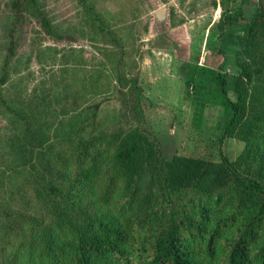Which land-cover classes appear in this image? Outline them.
Masks as SVG:
<instances>
[{
	"label": "trees",
	"instance_id": "16d2710c",
	"mask_svg": "<svg viewBox=\"0 0 264 264\" xmlns=\"http://www.w3.org/2000/svg\"><path fill=\"white\" fill-rule=\"evenodd\" d=\"M250 2L256 9L234 54L236 74L222 65H181L193 126L201 129L207 105L223 109L218 160L163 158L139 118L144 89L137 74L125 78L118 51L113 88L100 83L102 68L80 73L94 87L79 85L76 67L87 63L71 46L51 73L52 88L33 95L24 112L9 106L19 128L9 139L13 166H0V264H264V0H212L222 8L221 33L245 19ZM11 8L16 22L29 12L45 34L65 37L39 0H12ZM94 8L86 7L93 22ZM184 21L171 17V26ZM113 39L102 42L123 46ZM89 92L123 94L138 122L119 124L113 115L119 125L110 130L102 111L111 96L81 103ZM57 107L54 119L38 122L37 114L50 117ZM227 138L244 143L236 157L222 151Z\"/></svg>",
	"mask_w": 264,
	"mask_h": 264
},
{
	"label": "rangeland",
	"instance_id": "374dc122",
	"mask_svg": "<svg viewBox=\"0 0 264 264\" xmlns=\"http://www.w3.org/2000/svg\"><path fill=\"white\" fill-rule=\"evenodd\" d=\"M11 1L0 0L1 167L13 166L9 139L19 128L10 107L24 112L33 95L41 92L43 88L45 91L52 88L49 87L51 73L60 68L61 54L67 48L72 46L81 49L77 52L80 55L79 60L83 58L87 64L77 65L76 80L79 85L82 82L88 83L87 88L90 89L94 87L91 85L94 80L79 79L84 69L94 73V68H102L105 75L99 77L100 83L104 84L103 88L107 87V83L113 88V85L117 84L111 71L112 65L118 64L115 58L121 54L123 62L120 61L119 65H122L126 72L124 76L128 80L138 73L141 56L147 51L155 50H159V53H167L165 61L162 59V62L172 69L181 66L184 60H189L190 57L193 60L198 54L206 52L205 60L213 58L216 60L217 68L222 65L223 70L233 76L239 71L235 62V51L244 44L246 20L256 9L255 4L245 3L243 5L245 19L221 33L222 8L216 9L212 0H39L40 6L54 21L57 28L65 33L63 39L55 40L43 32L29 12L16 22ZM91 4L94 5L98 17V21L95 22L86 9L87 5ZM163 6L166 8L165 16L158 17L155 12ZM171 17L176 21L184 18L185 21L172 27ZM115 37L120 38L123 46L117 47L116 44L102 42L109 38L115 40L113 39ZM10 45L14 47V54H11L9 50ZM120 47L123 49L125 47L124 53L120 52L122 50ZM115 51L120 53L119 56H112ZM100 62L102 65L99 64ZM211 62L214 61L211 59ZM5 75L6 80L2 83L1 79ZM129 85L121 84L120 88L128 92ZM114 92L99 95L89 92L88 96H84L80 102H88L95 96H98L97 99L111 96L104 101L102 111L110 130L120 123L125 125L129 122H138L139 114L133 110L131 101L125 103L124 99L127 98H124L123 94H113ZM230 93L234 95L232 89ZM177 94H179L178 86L172 95L177 96ZM88 97L91 99L88 100ZM168 100H172L175 104L155 105L143 93L141 104L143 117H139L141 124L157 137L163 158L171 160L174 155L180 154L218 160L219 146L215 140L222 130V107L206 106L201 129H197L192 124V107L185 101L183 104L178 96ZM59 111L57 107L56 113L53 112L52 116L48 117L46 114L39 118L43 115L41 111V114L36 116L39 121L33 120L34 126H37V121L41 123L46 117L54 119L55 114L60 113ZM113 115L117 117L119 124H116L115 119L110 120ZM56 124L52 126L46 124L39 134L40 138L45 139L49 132L48 128H54ZM243 146L242 141L227 138L223 142L222 151L230 157H236Z\"/></svg>",
	"mask_w": 264,
	"mask_h": 264
},
{
	"label": "crops",
	"instance_id": "0c3cea01",
	"mask_svg": "<svg viewBox=\"0 0 264 264\" xmlns=\"http://www.w3.org/2000/svg\"><path fill=\"white\" fill-rule=\"evenodd\" d=\"M221 6H216V9H220ZM210 19V17L208 18ZM155 50V49H154ZM159 50L155 51H147L146 54L141 56V61L139 62V71L137 73L139 82L142 85L143 89L145 90L144 93L146 96L151 99V101L155 105H164V106H171L173 105L172 100H168L171 97L177 98L181 100L184 104V96H183V80L181 78V66L177 67L176 69H172L171 67H167L163 62L162 59H166L167 53H159ZM206 52L204 54H198L193 60L192 58H188L189 60H184L185 62L196 61L193 63H198L201 66H209L213 68H217L215 65L216 60L213 58L206 59ZM199 58V60H197ZM212 61L214 62H211ZM151 64H148L150 63ZM183 62V64L185 63ZM208 62V63H207ZM182 63V62H181ZM180 63V64H181ZM211 63V64H210ZM164 64V65H163ZM145 84H143L144 82ZM179 87V94L177 96H173L172 93L176 87ZM148 88L149 90H147ZM175 104V103H174ZM179 105V104H177ZM209 104L207 106H210ZM177 111V109H175Z\"/></svg>",
	"mask_w": 264,
	"mask_h": 264
},
{
	"label": "water",
	"instance_id": "95a60500",
	"mask_svg": "<svg viewBox=\"0 0 264 264\" xmlns=\"http://www.w3.org/2000/svg\"><path fill=\"white\" fill-rule=\"evenodd\" d=\"M165 11H166V8L163 6L162 8L157 9L156 12H155V14L158 17H164L165 16Z\"/></svg>",
	"mask_w": 264,
	"mask_h": 264
}]
</instances>
